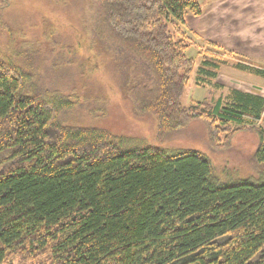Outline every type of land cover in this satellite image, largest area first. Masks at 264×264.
<instances>
[{
    "label": "trees",
    "instance_id": "obj_1",
    "mask_svg": "<svg viewBox=\"0 0 264 264\" xmlns=\"http://www.w3.org/2000/svg\"><path fill=\"white\" fill-rule=\"evenodd\" d=\"M86 1L100 52L129 68L124 94L158 138L200 122L222 151L252 131L254 175L223 182L198 150L125 149L102 128L62 123L74 98L30 91L0 60V264H264V99L232 89L180 102L192 75L215 92L222 68L264 80V64L195 44L185 17L202 13L197 0Z\"/></svg>",
    "mask_w": 264,
    "mask_h": 264
},
{
    "label": "rangeland",
    "instance_id": "obj_2",
    "mask_svg": "<svg viewBox=\"0 0 264 264\" xmlns=\"http://www.w3.org/2000/svg\"><path fill=\"white\" fill-rule=\"evenodd\" d=\"M197 1L203 7L207 0ZM93 24L86 0H0V60L9 61L28 75L30 91L74 98L76 104L62 123L102 128L125 149L150 145L198 150L210 160L215 175L223 182L254 175L250 161L258 137L252 131L239 133L222 151L208 147L200 122L160 140L156 120L132 111L123 89L129 68L100 52L101 44L92 34ZM186 55L197 58L194 44ZM240 77L222 68L218 79L221 91L217 90L215 96L232 89L250 95L263 92L262 86L256 88ZM193 79L192 75L180 100L184 107L191 101L211 99L212 91L195 87Z\"/></svg>",
    "mask_w": 264,
    "mask_h": 264
},
{
    "label": "crops",
    "instance_id": "obj_3",
    "mask_svg": "<svg viewBox=\"0 0 264 264\" xmlns=\"http://www.w3.org/2000/svg\"><path fill=\"white\" fill-rule=\"evenodd\" d=\"M202 10L199 16L185 17V27L192 39L211 42L257 64H264V0H207ZM227 70L253 82L256 88L262 86L263 92L253 95L264 99V80ZM220 75L221 70L218 83ZM216 92L212 91L211 98L219 97L221 93L216 97Z\"/></svg>",
    "mask_w": 264,
    "mask_h": 264
},
{
    "label": "built area",
    "instance_id": "obj_4",
    "mask_svg": "<svg viewBox=\"0 0 264 264\" xmlns=\"http://www.w3.org/2000/svg\"><path fill=\"white\" fill-rule=\"evenodd\" d=\"M262 115H263V117H264V108H263V111H262Z\"/></svg>",
    "mask_w": 264,
    "mask_h": 264
}]
</instances>
